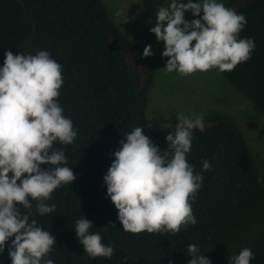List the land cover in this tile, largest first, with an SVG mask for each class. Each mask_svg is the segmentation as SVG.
<instances>
[{
    "label": "trees",
    "instance_id": "16d2710c",
    "mask_svg": "<svg viewBox=\"0 0 264 264\" xmlns=\"http://www.w3.org/2000/svg\"><path fill=\"white\" fill-rule=\"evenodd\" d=\"M225 6L246 17L239 38L253 39L255 49L249 60L222 74L264 111V0H228ZM8 50L32 55L45 50L62 66L58 103L77 130L73 144H53L64 150L66 166L77 179L51 194L48 203L56 205L55 212L30 217L56 237L46 259L54 264H187L188 245L197 244L211 264H229L228 257L244 247L255 254L250 264H264V155L255 158L238 119L228 114H203L204 131L193 130L186 154L204 177L191 201L197 223L176 234L123 229L104 181L114 152L136 127L163 151L179 121L171 129H156L147 117L156 67L122 33L104 0H0V67ZM204 160L210 170L203 169ZM82 217L93 221L90 232L114 246L111 259L87 255L75 232ZM12 239L0 253V264H12Z\"/></svg>",
    "mask_w": 264,
    "mask_h": 264
},
{
    "label": "clouds",
    "instance_id": "9594fccd",
    "mask_svg": "<svg viewBox=\"0 0 264 264\" xmlns=\"http://www.w3.org/2000/svg\"><path fill=\"white\" fill-rule=\"evenodd\" d=\"M188 11L198 18L186 20ZM156 17L150 31L165 43L162 55L170 58L164 67L167 72L187 76L212 68L232 71L249 60L255 49L253 39L239 38L248 23L246 17L218 0H165ZM5 55L0 67V253L14 237L8 248L12 264H54L46 257L56 237L30 217L55 212L56 205L48 203L51 194L77 179L73 168L66 166L64 150L53 148L56 141L69 145L77 137L72 120L63 115L58 103L62 66L45 50L35 55L8 50ZM143 55H154L151 45ZM203 119L202 114L189 118L179 113V123L166 136L163 151L142 127L120 141L122 147L114 152L104 181L125 231L176 234L197 223L191 201L204 177L195 172L186 154L192 148L193 130L204 131ZM162 126L171 129L172 124ZM203 169H211L208 160L203 161ZM93 226L86 217L78 219L77 239L91 258L111 259L114 246L105 245L99 232H90ZM187 253L191 257L187 264H211L197 244L188 245ZM254 258L251 248L244 247L228 260L229 264H250Z\"/></svg>",
    "mask_w": 264,
    "mask_h": 264
},
{
    "label": "rangeland",
    "instance_id": "374dc122",
    "mask_svg": "<svg viewBox=\"0 0 264 264\" xmlns=\"http://www.w3.org/2000/svg\"><path fill=\"white\" fill-rule=\"evenodd\" d=\"M122 33L143 51L151 45L154 55L149 59L156 75L148 94L147 117L156 129L179 121L178 114L193 118L194 114L217 112L235 116L243 128L256 159L264 155V111L236 89L218 68L197 71L184 76L167 72L168 57H163L165 43L150 31L156 23L158 6L165 0H104ZM170 2V0H169ZM187 3L188 0H182ZM198 2V0H193ZM226 4L228 0H218ZM203 13H201V16ZM195 18L191 11L185 19ZM151 21V23L149 22ZM195 41H193V45ZM263 154V155H262Z\"/></svg>",
    "mask_w": 264,
    "mask_h": 264
}]
</instances>
